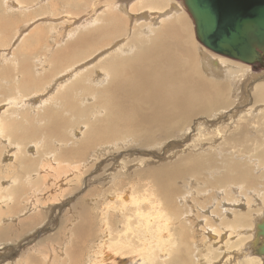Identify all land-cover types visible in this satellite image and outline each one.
Wrapping results in <instances>:
<instances>
[{
	"label": "bare ground",
	"instance_id": "1",
	"mask_svg": "<svg viewBox=\"0 0 264 264\" xmlns=\"http://www.w3.org/2000/svg\"><path fill=\"white\" fill-rule=\"evenodd\" d=\"M31 1L34 2L30 0V4ZM49 1L52 3V0ZM69 1L63 0V4H71L75 7L70 10L73 16H69V19L79 17L81 23H77L75 28H71L66 33L64 49L57 52L52 59L56 66L55 69L65 67L53 74L51 79L42 86L40 81H28V84L23 85L25 88L38 90L26 96L16 87L14 97L7 98L8 101L4 104L6 108L0 110L2 112L0 114V225L12 218L10 216L15 213L17 201L13 197L14 193L24 194L23 200L28 202L29 184L36 185V182L40 181L36 188L42 190L39 187H44L49 181L57 183L59 180L66 179L67 175L77 183L83 176L81 172L88 162H90L88 166L90 168L92 163L98 161L96 158L100 156L102 158V155L110 151H112L109 154L112 155L111 157H117L119 152L126 151V149L143 153L149 149L152 155H156L158 150L163 148L162 146H178L176 139L186 137L185 135L192 128L191 125L193 126L192 122H196L197 126H202L195 129L198 134L197 138L200 140H197L198 143L193 142L195 144L191 146L190 141L184 149L173 152V156L177 155L176 159L168 161L161 167L146 166L144 169L135 170L134 173L139 177L147 172V177H144L143 181L138 177L141 183L136 179L124 183L122 178L120 182H116L117 184L112 183L106 192L114 193V196L117 194L118 199L101 203L106 204L105 208H102V205L101 208L93 207L96 210L98 208L100 214L94 212L93 215L90 209L88 211L86 206L78 201L80 205L76 206L77 214L83 216V221L76 223L72 234L74 240L85 242L86 239H92L91 226L96 225L93 243L88 246L83 255L84 264H129L131 258L128 256L134 255L137 250L144 255L146 262L154 264L157 258L152 260L153 249H150L151 253L149 249L148 251L143 248L133 250L121 242L124 231L131 229L133 232L134 223L137 220L140 223V217H145L146 227H149L150 220H153L156 232L162 234L167 229L166 223L169 222L170 217L175 218V216L178 219L183 216L185 221L190 223L184 226L195 240L200 238L202 250L208 251L207 247L211 241L207 239V233L210 238L213 237L212 240H219V237L226 231L228 232V235L226 233L227 240H223L229 242L232 237H229L230 234L236 232V239H232V243L230 241L227 247L223 246L230 248L231 251H233L231 248H234L236 253H241L243 257L237 259V264H262L264 254H256L253 248L259 246L262 241L261 237L255 241V234L256 224L264 220V191L260 190L264 189L262 180L264 178V149L259 155V149L261 146L264 147V142H259L257 133L261 132L257 129L255 133V121L252 116L243 115L252 113L255 105L264 104V78L260 80L257 78V81L250 85L254 106H250L249 110L245 111L244 107L242 109L244 112L234 119L236 115H233L232 107L237 101H243L245 98L242 96L241 82L243 79L244 81L250 80L249 78L256 74L249 70L247 63L237 64L229 58L217 56L218 53L215 55L216 52L214 54L212 50L206 51L204 48L207 49V47L200 41L202 47L198 43L195 44L191 32L187 34L189 21L187 23L186 19L188 16L179 1L84 0L82 3H79L82 0ZM3 4L6 9L32 10V6L26 4L24 0H3ZM60 4L62 5V1ZM100 4L101 9L98 6ZM52 6L53 10L55 5L52 3ZM62 7L67 8L64 5ZM3 11L5 10L0 12V25L7 34L8 27L12 23L15 24V19L12 16L11 18L4 16ZM70 11L64 10L61 14L72 15ZM58 12L55 7L53 14ZM63 19L66 18L63 17ZM17 26L19 29L15 32L14 42H12L22 40L20 42L22 47L20 46L17 53L33 49L44 36L43 29L29 31L27 37H24L26 33L21 36L19 35L21 25ZM79 29L83 31L79 32ZM60 34L61 27L52 34L54 42L47 49L50 54L57 49H55L57 44L62 43V39L54 37L59 38ZM127 35L130 36L129 40L121 44L126 41ZM68 38L72 39L69 42L73 41L70 45H67ZM6 39L3 37L4 43ZM15 46L16 44L13 46L14 49ZM50 54L45 52L47 56ZM11 55L15 61L14 51ZM35 62L34 68L39 70H41L40 64H47L43 57L35 58ZM51 82L53 85L50 88ZM50 90H57V93L51 102L47 103L45 97ZM88 92L91 95H87ZM31 95L35 98L34 105L39 104L41 107L36 110V114L28 116ZM85 101L88 103L86 104ZM88 111V116L83 117ZM226 112H230V118L234 116L233 119L231 118L233 120L231 127L223 125L224 122L222 125H217L218 118ZM67 116L73 121V128L66 127L68 125ZM81 125L82 127H79ZM76 129L80 133L76 132ZM261 134L264 137V131ZM215 135L221 136L218 146H205L204 139L203 143L201 142V139L205 138V140H210V143ZM74 136H76V141L71 142ZM216 136L214 142L218 139ZM42 148L45 149L43 153ZM39 150L41 155H36L40 153ZM256 152L258 154L254 156H257V160L263 164L259 182L255 180L252 173L250 174L251 170L246 164L248 162L254 164L251 158L256 157L250 154ZM126 156V154L122 155V157ZM93 160L95 162H92ZM139 161L140 164L147 162L146 159ZM33 165L37 167L34 173L30 171ZM120 165L125 168L122 163ZM182 178L184 181L194 178L198 186L194 190L188 184H184L182 200L188 205L182 204V208H176L178 209L176 210L173 203L176 200L175 195L179 194L180 190L174 185V181L182 180ZM3 179L6 181H2ZM91 179L95 180V178ZM62 184H58V189H61ZM228 185L238 186L239 190L236 195L229 191ZM125 188L130 191V193L128 191L129 198L126 194V197L124 196ZM91 189L89 188L90 193L87 192L85 195L89 197L93 195L94 192ZM97 190L100 189L97 188ZM207 190H214L213 195L203 197ZM85 195L82 198L85 199ZM254 195L260 199L257 205H253ZM55 197L56 194L45 198L43 196L35 198L44 204L46 200L50 201V198ZM241 197H243V203L239 204V201L242 202ZM94 198H96L95 195ZM111 198L113 199V195ZM221 199L227 206H221ZM75 201L77 202V199ZM210 201L213 202V206L206 214L203 210ZM36 206L38 208L39 205ZM117 207L123 218L130 211L131 219L121 220L122 229H114L115 234H113L112 224L114 223L107 221V212ZM172 208L175 209L172 211L175 216H168L167 210ZM224 214L228 217H223L220 222L212 225V215L224 216ZM41 215L39 211L33 214L32 210L29 216L24 217V222L27 223L22 226V229L27 227L28 220L34 223ZM90 215L93 217L91 218ZM21 217L18 216L20 219ZM79 218L77 221L80 220ZM8 221H13V219ZM17 225L18 223L0 227V240L9 242V238L15 234V229L12 227L16 228ZM184 226L179 225L175 231H169L171 236L166 233L164 237L157 238L162 246L173 245L171 258L158 264H192L190 259L193 253L190 255L188 232ZM104 237L109 240V247L105 248L102 241L101 246L95 250V241ZM62 238L67 244L70 235L64 234ZM71 245H67L64 249L63 254L66 257L64 256L65 262L62 264H79L76 258L78 251ZM44 249L47 254H44L42 248H38V253L41 252L40 256L33 253L29 257L26 251L16 263L35 264V261L40 260L41 257L44 260L43 264H48L50 259L54 263L55 256L52 259L49 254L55 248L47 243ZM211 253L210 251L205 254L203 251L204 264L215 263V261L212 262L217 256L213 258ZM150 256L151 259H149Z\"/></svg>",
	"mask_w": 264,
	"mask_h": 264
},
{
	"label": "rangeland",
	"instance_id": "2",
	"mask_svg": "<svg viewBox=\"0 0 264 264\" xmlns=\"http://www.w3.org/2000/svg\"><path fill=\"white\" fill-rule=\"evenodd\" d=\"M24 1L26 4L32 6V8H31L32 10L28 9L27 11H24V10H18V9L17 10L6 9L4 4H3V0H0V12L2 10H5V11H3V12H5L4 16H9V18H11V16H12L15 19V24L12 23L8 27V31H9V32H7L8 35L6 34V31L4 30L2 25H0V28H1L0 29V110L1 109L3 110L6 108V106L4 104H5V101H8L7 98L14 97V89L16 87L21 91V93L24 96H26V94H30L31 92L38 90L36 88H31V89L25 88L23 85L28 84V81H40L41 86H42L46 81H49L51 79V76L53 74L57 73L58 71H60L62 68L65 67V66H62L59 69H55L56 66L52 62L53 56L56 55V53L59 52L60 50L64 49L63 47H64V43L66 41L65 40L66 39V33L71 28H75L77 23H81V19L79 17H75L74 19H69V16H73V14L70 10H73L75 7L71 4L70 5L69 4H66V5L63 4V0H55V1L52 0V3L55 5L57 10L59 11L55 15L53 14L55 7L53 8V10L51 9L53 6L49 0H41V2H40V0H38V1L34 0V2L31 1V4L29 2L30 0L28 1V3H27V0H24ZM43 1H44V3H43ZM61 1H62V5L60 4ZM70 1H72V0H70ZM83 1L84 0H82L79 3H82ZM85 1H87V0H85ZM177 1L180 2V4L182 5L183 9L185 10V12L188 16V19H186V22L189 21V23L187 22L188 23L187 24V34L189 35V33L191 32V37L194 40L193 42L195 44L198 43V45L201 46L202 44L199 42V40L195 36L194 24H193V20H192L191 16L186 11V8L183 5L182 1L181 0H177ZM71 3H73V2H71ZM38 4H40V5H38ZM63 5L66 6L67 8L63 9V7H62ZM98 6H99V9L102 8L101 4ZM78 8H80V7H78ZM64 10L70 11V14H72V15L64 14V13L61 14V11H64ZM63 17H65L66 19H63ZM77 19H79V20H77ZM52 20H53V22H52ZM73 21H75V22H73ZM19 24L21 25L20 26L21 29L19 30V35L23 36L26 33L24 35V37L28 36L27 32H29V31L31 32V31H36L37 29H43V32H44L43 33L44 36L41 39V41L37 45H35L33 47V49L26 51L27 53L23 52L24 54L21 52L17 53L20 50L19 49L21 46L20 42L22 40L21 41L17 40L15 43H12V42H14L15 32L19 29V28L17 29V27H18L17 25H19ZM22 25H23V27H22ZM191 26L193 27V29ZM59 27H61L60 36H59V38L56 36H54V37L57 39H62L63 41L65 40V41L64 42L62 41V43L57 44L55 47V49L56 48L57 49L52 54H50V52H47V49H48V46L54 42V40L52 38V34L56 33V30H58ZM51 30H53V32ZM80 31H83V29H79V32ZM3 37L7 38L5 43H4ZM129 38H130V36L127 35L126 41L121 42V44L127 42L129 40ZM69 40H72V39L68 38V42H69ZM72 42L73 41L69 42L67 45H70ZM13 44L14 45L16 44L15 49L13 47L14 46ZM10 47H12L13 49L12 48H11L12 50L9 49ZM204 49L206 51H211L208 48H207L208 50L206 48H204ZM12 51H14L15 61H13L14 59H13V56L11 55ZM45 52L50 54V55H48V56L45 55ZM211 52H213V51H211ZM213 53L215 54V52H213ZM215 55H217V53ZM220 55L221 54H218L217 56H219V57L224 56V55H221V56ZM42 57L46 59L47 64H43V63L40 64L41 70L35 69L34 68L36 65L35 64L36 63L35 58L39 59ZM224 57H226L227 59L229 58V60L231 59L232 62L237 63V64L243 63L239 60H236V59H233V58H230L227 56H224ZM249 70H251V72L253 74H256L259 76L254 75L251 78H249L250 80L244 81V79H243L244 83L241 82L240 86L243 87L241 89L243 91L242 96H244L245 98L243 101H237L235 106L232 107L231 110L233 112V115L234 116L236 115L235 117L233 116L234 119H236L237 115L239 116L245 110H249L248 108H250V106L251 107L254 106L255 103L252 104L254 98L251 96L252 93H250L252 91L250 85L252 83H254V81H257V78H258V80H260L261 78H264V65L249 64ZM52 85H53V82L50 83V88ZM56 93H57V90H50V92L45 97L47 100V103L51 102V100L56 95ZM86 94L91 95L90 92H88ZM34 99L35 98H33L31 95L30 96V100H31L30 106H29V109L27 111L28 116H32V115L36 114L37 113L36 110L39 109V107H41L39 104L37 106L34 105ZM85 103L87 104L88 102L85 101ZM85 103L83 104V106L85 105ZM262 105H263V107H262ZM80 107H82V106H80ZM24 108H26V107L24 106ZM253 108H255V109L252 113H250L248 115L245 113L243 116L249 117L251 115L252 119L255 121L254 122V125L256 127V128L254 127L255 133H256L257 129H258L257 131L262 133V131H264V109H263L264 104H257ZM260 111L263 113H261ZM234 112H236L238 114H236ZM1 113L2 112H0V114ZM5 114H7V113H5ZM88 114H89V111L87 113H85L83 115V117L88 116ZM222 115H223V117H222ZM222 115L218 118L217 121L215 120L216 122H219L217 125H222V123L224 122L223 125L226 124V126L231 127L233 125L232 124L233 117H231L232 119L230 118V116H231L230 112L223 113ZM227 117H229V118H227ZM66 118L68 120V125L66 127L68 129L73 128V124H74L73 121L70 120L69 116H67ZM194 120H195V118H194ZM212 123H215V122H212ZM192 124H193V126L191 125L192 128H190L188 133L185 135L186 137L181 138V139H176V142H177L176 145H178V146H175V147L162 146L163 148L158 150V154H156V155H154V154L152 155L151 150H149V149H146V152H144V153L141 151H137V150L126 149V151L119 152V154H117V157H111L112 155H109V154H111L112 151H110L111 153L108 152L107 153L108 155L105 153L104 155H106V156L102 155V158H101V156L96 158L98 161H96V159H95L96 162L93 160L92 162H95V163H92L90 165V168L88 167L90 162L87 163V165L83 168L84 170H82V172H81V174H83V176L80 178H82V179L79 178V180H78L80 184L78 183V181L76 183L75 181L71 180L70 176H68V175L66 176V179H63L64 182H63V180H59L57 183H56V181H53V183H52V181H49L47 184L44 185V187L43 186L39 187L43 191L36 188L37 184L39 185L40 181L36 182L37 183L36 185H34V183L29 184L28 185V202L27 203L25 200H23L24 194L19 195V194L14 193L13 197L17 201V208L15 210L14 215L10 216L12 218H9V219H13V221H8L9 220L8 219L6 222L1 224L0 227L7 225V224H17L18 223V225L16 226V228H15V226L12 227L13 229H15V234L9 238V240H10L9 242H7L6 240H0V264H17L16 262L18 261V258H20L21 255L24 254L26 251H28L29 257L33 253L36 256H40L41 252L38 253V248H42L44 250L43 251L44 254H47V251L44 249V246L47 245V243H49V246L55 248V250L52 249L51 253L49 254V257H52V259H53V257L55 256V261H56V262L54 261V263H53L50 259L48 261L49 262L48 264H51V263L52 264H55V263L56 264H62V263H64L65 262L64 259L66 257L63 254L64 249L67 245L70 246L71 244H72L71 246L78 251V253L76 254L77 262L79 264H84L85 259L83 260V257H84L83 255L85 254L88 246L93 243V240L95 238L94 233H95L96 225L94 226V224H92V226H91L92 227L91 232H93V238L92 239H86L85 242L83 240H78V241H76V239L74 240V237L72 236V234L74 233V230H75L74 228L76 226V223H78V222L80 223L83 221V216L79 213L77 214L78 210H77L76 206H79L82 203V205L86 206L87 210L88 209L91 210L93 215L96 212L98 214H100L101 212L98 211V208H97V210L94 209L95 207L101 208L103 206L102 208H105V207H107L106 204L102 205L101 203H104V202L106 203L108 201L111 202V201H114L115 198H117L116 197L117 194H115V196H114V193H111V192L107 193L106 192L107 190L110 189V185L112 183L120 182L121 178H122L124 183L131 181V180H134V179H136L137 181H139L141 183L139 178L143 181L144 177H147L146 176L147 172H144L143 174H145V175H141V177H139V175L134 173L135 170L144 169L146 166H148V167L150 166L153 168L161 167L163 164L167 163L168 161L176 159L177 155L173 156V154H174L173 152L180 150V149H184L185 145L187 143H189L190 141L192 142V144L190 143L191 146L194 145L195 143H198L197 140L198 141H200V140L197 138L198 134H196L197 132L195 131V129L197 130L198 127H202V126H199V125L197 126L196 122H192ZM213 126H214V124H213ZM79 127H82V125ZM260 127H261V129H260ZM76 132L80 133V131L78 129H76ZM260 134L257 133L258 139H260L259 142H262V141L264 142V137L262 134L261 135ZM77 135L80 136L79 134H77ZM215 136H213V138H212L213 140H216ZM220 137L221 136H216V138H218L216 142L211 140L212 142L209 143L210 140L206 139L207 140L206 141L205 138H202L201 142L204 139L203 142L205 141L204 142L205 146H213V145L218 146L219 142L221 140ZM180 140H182V141H180ZM194 140H196V141H194ZM73 141H76V136H74V140H71V142H73ZM193 142H195V143L193 144ZM209 144H211V145H209ZM263 149H264V147L262 148V146H261V149H259V155H260V151H263ZM253 150H255V148ZM43 152H45V149L42 148V153ZM38 154L41 155V151H40V153L38 152L36 155H38ZM125 154L127 156L122 157V155H125ZM256 154H258V152L254 153V154H250V156L256 157V158H251V161L254 162V164L249 163V162L246 164H247V167L251 170L250 174L252 173V175L255 177V180H257L259 182L260 175H261L262 169H263V164L261 163V161L257 160V156H254ZM5 156L3 158H5ZM99 158H101V159H99ZM140 159H146L147 162L140 164L139 163ZM125 160H128L129 162H127ZM120 163H122L125 168H123L120 165ZM17 168H19V166H17ZM35 170H37V167H35V165H33L30 168V171L34 173ZM86 170H87V172H86ZM84 172H86V173H84ZM220 172H222V171H220ZM71 175L73 176V174H71ZM95 175H97L99 177L96 178ZM72 176H71V178L73 179ZM89 178L90 179L95 178V180L94 179L90 180ZM67 179H68V181H67ZM262 180L264 181V178ZM2 181H6V180L3 179ZM60 181H62V182H60ZM95 181L97 183H95ZM74 182H75V184H74ZM50 183L53 185H51ZM60 183L61 184L63 183L62 184L63 186L61 187V189L60 188L58 189V187H59L58 184H60ZM64 183H66V184H64ZM184 184H188L190 186V188H192L194 190L198 186V185H196V180L194 178L187 179L185 181H184V178H182V180L174 181V185L177 186L180 190V193L175 195L176 200L173 203V206L175 209L183 206L182 204L188 205L187 202L182 200V194L184 193V188H185ZM46 185L49 189L46 187ZM69 187H70V190H69ZM74 187H75V189H74ZM91 187L93 190L91 189ZM52 188H54V189H52ZM89 188L95 193L94 194L90 190L93 193V195L91 194L90 197H89V195L88 196L85 195V194H87V192H89ZM97 188H99L102 193L98 192L100 190H97ZM227 188L229 189L230 192H232V194H235V195L237 194V191L239 190L237 185H232V186L228 185ZM29 189L30 190L32 189L31 192ZM46 189H47V191H46ZM86 190H88V191H86ZM215 190H217V189H215ZM258 190H259V188H258ZM260 190L264 191L263 188ZM128 191H129V189L125 188L124 196L126 194V196H128V198H129L130 191H129V193H128ZM213 191L207 190V192L203 195V197L204 196H212ZM220 191L223 192L222 190H220ZM215 192H217V191H215ZM96 193H98V194H96ZM104 193H106V194H104ZM55 194H56L55 198H52V199L50 198V201L46 200L44 202V204L40 203L38 201V199L35 198V197H41V196H43V198H45L48 195L53 196ZM82 194L85 195V199L82 198V196L84 197V195H82ZM101 194H103V195H101ZM122 194L123 193H121V195ZM249 194L251 195V193H249ZM94 195L96 198H94ZM109 195L111 197L113 195V199L111 197H109ZM33 196H35V197H33ZM80 196H81L82 200L84 199L83 202H82ZM97 196H98V198H97ZM188 196L190 198V195H188ZM254 197H255L254 198L255 202L253 203V205H257V202L260 201V199L256 195H254ZM79 198H80V200H78ZM90 198H91V200H90ZM102 198L104 201L102 200ZM40 199H42V198H40ZM76 199H77V202L75 201ZM240 199L242 202L239 201L238 203L242 204L243 203V197H241ZM221 200H222L221 206H227L225 201L223 199H221ZM78 201H80V204ZM37 204L39 205L38 208L36 206ZM212 206H213V202L210 201L209 203H207V205L204 207V210H203L204 213H206V214L209 213ZM239 206H241V205H239ZM71 207H73V209ZM92 209H94V210H92ZM175 209L172 208L171 210H167L168 216H175V214L172 212ZM32 210H33V214L35 212L39 211V214L41 215V213H42V215L40 216L39 220L34 221V223L30 222V220H28V225L23 230L22 226L25 225V223H27V222H24V217L29 216V214ZM176 210H178V209H176ZM28 211H30V212H28ZM72 212H73V215H72ZM11 213H13V211ZM93 215H90V217L92 218ZM228 215H230V214H228ZM18 216H22L21 219L18 218ZM130 216H131V212L128 211L126 213V217L123 218L122 214L118 210V207L115 210H111V211L108 210L107 221L114 223V224H112L113 234H115L114 229H118V230L122 229L120 227L121 220H124V221L129 220V219H131ZM190 216H191V214H190ZM4 217L6 218V216H4ZM75 217H76V219H74ZM79 217H81L82 220ZM223 217H228V216H227V214H224V216L212 215L211 216L212 225H214L216 222H220ZM230 217L231 216H229V218ZM77 218H79L80 220L78 219L79 221H77ZM73 219H74V221H73ZM140 219H141L140 223L138 222V220L134 223L133 232L131 229L124 231L125 234L123 235V237H122L123 239L121 242L130 246L133 250L135 248H143L146 251H148V249H149V252L151 253L152 250H150V249H153L154 253H153L152 260L157 258V261L154 264H158L161 261L166 262L167 260H169L171 258V252H172V246L173 245L162 246L159 243L157 238L164 237L166 233H169V235H170L169 231H171V232L175 231L179 225L184 226V225L190 224V223H187L183 216L179 219L176 218V216H175V218L170 217L169 222L166 223L167 229L162 234H159L155 230V223L153 220H150V226L146 227V225L144 224V222H147L146 218L140 217ZM93 223H94V221H93ZM199 224L201 225L202 221ZM185 228H186V231L188 232V243H189V248H190V255H191V253H193V256L190 259L192 264H204L202 261L203 251L205 254H207L208 252L211 251L213 258L217 256V258H214V260L212 262V263H214V261H215L214 264H231V263L237 264V259H241L243 257V256H241L240 252H237L238 253L237 254L236 250L234 248H231L233 251H231L230 248L229 249L225 248V247H227L226 245H228L230 241L232 243V239L233 240L236 239V237H235L236 232H233L232 234H230L229 237H231V236L232 237L229 239V242L224 241V240H227L228 232H226V231L222 234L224 236L221 235L219 237L220 241L218 239L212 240L213 237L210 238L209 234L207 233V235H208L207 239H211V241L208 240V241H210L209 246L207 247L208 251H205V250H202L203 247L200 245V243H201L200 238L195 240L194 236L189 232L187 227H185ZM226 233H227V235H226ZM64 234L70 235V239H69L67 244L64 243L63 238H62V236ZM196 235H198V234H196ZM214 235L216 236L215 233H214ZM214 235H212V236H214ZM51 237H52V240H51ZM215 238H218V237H215ZM88 240H90V241H88ZM102 241L105 245V248L109 247L108 246L109 240L106 237H104L100 240L97 239L95 241V244H96L95 250H97L98 247L101 246ZM214 241H217V242L215 243ZM82 242H84V243H82ZM105 242H106V244H105ZM222 243H224V244H222ZM192 244H193V246H192ZM223 245H225V247ZM191 246H192V248H191ZM45 248H47V247H45ZM60 251H62V252H60ZM135 252H137V253H135L134 255L128 256L129 258H131L129 264H149L150 263V262H146V260L144 259V255L142 253H140L138 250ZM227 252L230 256L228 254H226ZM126 254H127V252H126ZM230 257H232V258H230ZM236 257H239V258H236ZM213 258H211V259H213ZM223 258H224V260H223ZM149 259H151V256L149 257ZM42 260H43V258L41 257L40 260L35 261L36 262L35 264H43L44 260L43 261ZM29 263H31V261ZM262 264H264V261L262 262Z\"/></svg>",
	"mask_w": 264,
	"mask_h": 264
},
{
	"label": "water",
	"instance_id": "3",
	"mask_svg": "<svg viewBox=\"0 0 264 264\" xmlns=\"http://www.w3.org/2000/svg\"><path fill=\"white\" fill-rule=\"evenodd\" d=\"M196 38L208 49L247 64L264 65V0H181ZM254 246L264 254V220L256 224Z\"/></svg>",
	"mask_w": 264,
	"mask_h": 264
}]
</instances>
